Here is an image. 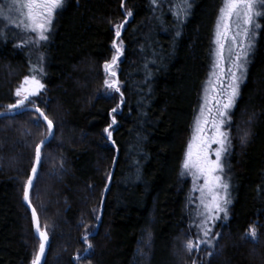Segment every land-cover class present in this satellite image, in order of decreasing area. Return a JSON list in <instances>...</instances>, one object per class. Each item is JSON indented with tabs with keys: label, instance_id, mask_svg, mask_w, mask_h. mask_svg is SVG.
Returning a JSON list of instances; mask_svg holds the SVG:
<instances>
[{
	"label": "trees",
	"instance_id": "trees-1",
	"mask_svg": "<svg viewBox=\"0 0 264 264\" xmlns=\"http://www.w3.org/2000/svg\"><path fill=\"white\" fill-rule=\"evenodd\" d=\"M176 2L64 0L55 13L37 63L44 87L26 102L54 128L30 190L48 235L42 264H264V17L232 111L230 214L208 260L184 245L191 183L181 164L223 0H189L179 23ZM113 41L122 45L115 65ZM31 61L17 28L0 19V111L16 102ZM108 77L119 92L105 86ZM38 118L0 117V264H31L39 248L22 199L35 147L48 134ZM252 227L255 241L246 236Z\"/></svg>",
	"mask_w": 264,
	"mask_h": 264
},
{
	"label": "snow or ice",
	"instance_id": "snow-or-ice-1",
	"mask_svg": "<svg viewBox=\"0 0 264 264\" xmlns=\"http://www.w3.org/2000/svg\"><path fill=\"white\" fill-rule=\"evenodd\" d=\"M63 2L64 0H6V8L0 5V19L11 21L12 14L15 13L23 17L20 24L31 33L36 34L37 40L34 42L46 41L48 39L46 33L50 31L54 15L62 7ZM152 4L159 6L158 0H152ZM190 8L189 0H177L170 10L179 23L183 17L187 16ZM126 15L130 17L132 12L128 11ZM261 17H264V0H223L217 16L213 41L216 48L213 50L212 70L202 91V103L193 119V134L187 144L183 161V169L194 177L203 178V186L198 191L201 193L200 204L204 209L201 213L204 219L200 227L205 237L211 232V228L206 226L208 221L219 219L220 213H223L224 218H227V205L230 203L227 199L228 185L223 182L219 173L223 172L221 157L230 147L231 141L228 133L223 129L230 120V110L239 95V83L247 71V56L253 47L257 35L256 30L261 27L258 22ZM20 24L16 26L19 27ZM123 27L124 24L115 26L117 39L120 37ZM113 47L116 48V54L112 57L111 65H115L122 54V49L116 41H113ZM111 65L105 63L106 72L111 70ZM111 75L115 76L116 73L113 71ZM104 83L107 88L114 89L116 92L120 91L117 83L109 82L107 79ZM43 87L44 85L34 75L25 76L21 84L15 89L14 95L17 100L14 104L8 105L9 112L6 114H15V110L25 109L26 102H31L30 97L39 95ZM118 107L113 108L112 112H117ZM28 110L39 114V118L35 121L38 126L41 122H46L47 131L51 137L53 135V121L39 107ZM114 124H116L115 117L112 119V125ZM112 125H109V128ZM104 131L111 138L112 133L109 129L105 128ZM247 135L248 133H245L241 138L242 142ZM47 139L46 137L44 141L36 145L35 162L23 187L22 199L31 209L32 222L40 241L38 251L34 254L31 264H41L48 240L47 232L41 230L37 211L32 207L30 199V190L34 188V180L38 178L42 146L47 142ZM213 145H217L214 150ZM213 155L215 159H212ZM108 179H111L110 174ZM220 189L223 190V195L220 194ZM246 236L255 241L257 238L256 228H250ZM82 239L87 243V236ZM199 243H205V241L200 240ZM198 246L199 244L195 245L197 248ZM91 247L92 245L87 243V248L90 249ZM185 247L188 251H192L194 244L189 240Z\"/></svg>",
	"mask_w": 264,
	"mask_h": 264
},
{
	"label": "rangeland",
	"instance_id": "rangeland-1",
	"mask_svg": "<svg viewBox=\"0 0 264 264\" xmlns=\"http://www.w3.org/2000/svg\"><path fill=\"white\" fill-rule=\"evenodd\" d=\"M0 5H3L5 8L7 7L6 5V0H0ZM222 6V5H221ZM55 16V15H54ZM23 19V17H20L18 15H16L15 13L12 14V20L11 21H5L6 24L13 26L15 28H17L18 33H19V38H20V44L26 48L27 52H28V56L31 58V62H30V66L28 68V72L26 76H35L37 80L41 82L40 80V66L37 64L39 63V60L41 59V52L43 49V46L45 44L46 41H38V42H34L37 40L36 34L35 33H31L29 30H27L22 24H20V21ZM3 20V19H2ZM54 20V18H53ZM4 21V20H3ZM259 22V21H258ZM53 23V21H52ZM20 24L19 27H17L16 25ZM52 27V25H51ZM51 30V29H50ZM257 34H258V29L256 30ZM50 32V31H49ZM48 32V33H49ZM48 33H46V35L48 36ZM214 34H215V30H214ZM257 37V35H256ZM215 36L213 37V41H214ZM117 42V41H116ZM117 44L122 47L120 42H117ZM255 46V40L253 42V47L250 50V52L248 53L247 56V64H246V68H248V63L250 61V56L252 53V50ZM216 48L215 43L213 42V48H212V58H211V65H210V71L212 70V63H213V50ZM224 67H227V65H224ZM209 73L207 76L206 81L209 78ZM246 78V73L244 74L243 79L240 81L239 83V90L241 85L243 84V82L245 81ZM109 82H113L114 80L112 78L108 79ZM23 81V80H22ZM21 84V83H20ZM19 84V85H20ZM205 86V84H204ZM204 88V87H203ZM43 89L40 90V92H42ZM203 91V90H202ZM39 92V94H40ZM38 96V95H37ZM37 96H33L30 97V101L33 102V98L37 97ZM202 96V94H201ZM238 97V96H237ZM17 98V97H16ZM237 99V98H236ZM236 102V100H235ZM202 103V101L200 100L199 106ZM199 106L197 108V111L195 113V115L198 113V109ZM235 106V104H234ZM233 106V108H234ZM233 108L230 110V120L229 122L225 125L224 127V131H226L229 135V139L231 141L230 147L227 149V151L222 155L221 157V164L223 166V172L219 173L222 176V180L224 183H226L228 185L227 188V199L230 201V203H228L227 205V218L229 217L230 214V206H231V198L229 196V180H228V174H227V157L229 155V153L232 151V134H231V119H232V111ZM193 122L191 125V129H190V134L189 137L187 139V143H186V147H185V151L187 148V144L191 139V136L193 134ZM217 147V145H213V150ZM185 151H184V155H183V159H182V173L184 177H187L190 180V192H189V206L191 208V221L189 222L186 230H185V235L187 237V240L185 241L184 245H186V243L191 240L194 244V248L192 251H188V252H199L201 254L202 257H205L208 260H213L219 253L220 249H221V242H220V236L222 234V228L220 226V224H223L226 222L227 218H224V214L220 213L219 216L220 218L215 220V221H208L207 223V227L211 228V232L209 233V235L207 237H205L203 235V230L200 227L204 217L201 215V213L204 211L203 207L200 204V196L201 193L200 191H198V189L200 187L203 186V178L201 177H194L191 173H188L185 169H183V161L185 158ZM212 159H215V156H212ZM220 194L223 195V190L220 189ZM200 240H204L205 243H199ZM199 244L198 248L195 247V245ZM186 248V247H185Z\"/></svg>",
	"mask_w": 264,
	"mask_h": 264
},
{
	"label": "water",
	"instance_id": "water-1",
	"mask_svg": "<svg viewBox=\"0 0 264 264\" xmlns=\"http://www.w3.org/2000/svg\"><path fill=\"white\" fill-rule=\"evenodd\" d=\"M35 107H37V106H35V105H26V107H25V109H21V110H15V114H18V113H20V112H23V111H29L28 109H34ZM9 112V110L7 109V110H4V111H0V114H5V115H0V117H2V116H9V115H15V114H6V113H8ZM33 112H35V111H33ZM36 113V112H35ZM38 114V113H37ZM39 115V114H38ZM45 125H46V122H43ZM47 126V125H46ZM53 134H54V128H53ZM46 137L48 138L47 139V142L53 137V135L51 136V137H49V134H47L41 141H44L45 139H46ZM40 141V142H41ZM39 142V143H40ZM46 142V143H47ZM38 143V144H39ZM45 143V144H46ZM44 144V145H45ZM43 145V146H44ZM43 146H42V148H43ZM35 162V161H34ZM38 167H39V165H38ZM30 174H31V172H30ZM25 203V205H27L28 206V204L26 203V202H24ZM29 208V207H28ZM29 210H30V214H31V209L29 208ZM31 218H32V216H31ZM33 223V222H32ZM33 229H34V233H35V235L37 236V234H36V232H35V228H34V225H33ZM42 231H44V230H42ZM38 238V237H37ZM47 247H48V240H47V244H46V249H45V254H44V257L42 258V260H41V264L43 263V261H44V258H45V255H46V251H47Z\"/></svg>",
	"mask_w": 264,
	"mask_h": 264
}]
</instances>
